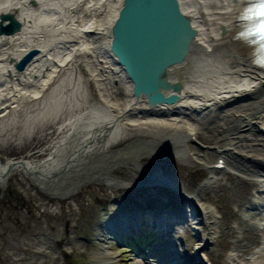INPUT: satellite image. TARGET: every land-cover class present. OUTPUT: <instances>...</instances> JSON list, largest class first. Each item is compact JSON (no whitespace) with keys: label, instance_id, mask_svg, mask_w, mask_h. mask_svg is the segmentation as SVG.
Returning a JSON list of instances; mask_svg holds the SVG:
<instances>
[{"label":"bare ground","instance_id":"obj_1","mask_svg":"<svg viewBox=\"0 0 264 264\" xmlns=\"http://www.w3.org/2000/svg\"><path fill=\"white\" fill-rule=\"evenodd\" d=\"M34 1L35 8L29 5V0H0V11L19 8L20 16L26 20L30 19V24H27L20 33L0 36V111L10 107L7 101L18 106L19 98L26 95L32 99H40V106L33 113L29 111L20 113V121L42 116L44 119L50 117L53 122L45 130L49 133L46 135L47 141L41 145H31L32 150L30 148L27 153L20 155L21 152L19 156L14 157L15 155L5 154L0 149V154L4 156L0 157V171L13 170L5 173L0 180L3 193L7 190L8 180L14 170L25 176L26 166L45 171L61 167L47 193L55 195L65 193L73 196L75 193L72 189L81 184L74 183L72 187L68 185L72 184V180L80 178L86 182H96L98 185L106 184L111 188L138 186L144 183L149 186L150 193L160 189L157 191L159 194L170 196L175 194L183 199L185 185H180L165 172V160L170 157L187 158L184 153V142L187 138L182 125L185 128L187 125H194V128L190 129L200 130L201 139L205 143H212L222 140L227 135V132L219 134L221 129L218 126L219 122L230 124L228 130L237 134L231 142H235L236 148L247 151V156L244 157L235 156L230 159L225 156L226 163L237 170L238 174L258 175L257 179L261 178L264 174L261 171L264 170L263 149L256 148L255 144L240 143L249 135L242 128L249 125L254 118L258 119L264 112V95H260L261 87L264 85V71L256 69L251 62L252 49L247 44L239 39H231L241 27L237 24V18L245 0L234 2L180 0L184 13L190 17L198 34L190 55L182 63L170 67L166 73L170 82L180 85V89L177 90L180 95L179 107L174 111L173 108L176 106L174 104L148 107L143 96L135 97L127 81L116 80L118 74L122 77L121 71L102 55H98L97 49L102 52L104 47L103 37L95 38L96 46L86 37L89 34L87 30L92 29L102 31V35L107 37L109 26L116 16L121 0H93L85 10V3H81V0ZM95 5L98 7L99 17L94 14ZM79 6L83 7L80 9ZM89 10L90 16L87 17ZM222 26L226 28L225 35L220 31ZM72 37L77 38L76 43H72ZM30 46H39L45 50L43 59L31 62L24 73L16 72L13 67L14 61ZM77 56H81L82 66L85 67L90 80L84 79L85 76L81 77L80 72L75 76ZM85 56L88 57L83 60ZM234 58H239L242 64L233 63ZM61 66H65L68 71L65 75V84L64 79L59 82L53 81ZM25 79L30 82L23 84L21 81ZM50 82H55L56 85L50 87L52 90L48 97H43ZM88 83L92 86L91 90ZM66 85L67 92L64 91ZM244 93L253 95L250 100L229 109L239 113V117L228 116L225 111L220 112L211 124L207 123V118H204L202 123L199 121L194 124V121L181 115L188 116L186 114L188 111L194 112L202 105L212 104L213 97L227 101L231 96ZM68 96L69 102L65 104L64 100ZM94 98H98L99 103H101L99 99H103L104 104H99ZM200 111L205 112L203 108H200ZM195 114L202 119V113ZM24 115H27V118ZM128 124L138 130L131 136L122 137V141L118 145L115 144V147L113 143L123 135L121 125ZM151 127L157 128L156 131ZM171 127L178 129L173 131ZM16 134L17 132H10L9 138H14ZM79 151L88 155L86 164L77 166L74 161L65 164L68 158ZM39 152L41 157L45 155L52 157L47 166H35V162L39 160L36 154ZM251 153L252 156L248 159ZM19 158L23 162H19ZM202 159L203 164L212 169L211 162L203 155ZM23 165H26L25 168ZM260 184L264 186V183ZM87 185L90 186L89 183ZM21 187H24L23 184ZM100 187L104 189L103 186ZM33 189L35 190L34 187ZM244 196L245 190L242 191V197ZM263 212L264 207L258 208L255 214ZM259 221L258 225L264 226V216ZM204 223L205 216L203 225ZM199 225L201 227V223ZM97 238L103 240L102 237ZM129 239L133 238L130 236ZM248 245L249 243L241 244L243 247ZM258 248L263 249L262 255L251 264H261L264 261V238ZM258 248H255L257 250L254 253L259 252ZM227 253L226 260L231 261V252ZM101 258L99 264H116L114 256L110 254H105Z\"/></svg>","mask_w":264,"mask_h":264},{"label":"rangeland","instance_id":"obj_2","mask_svg":"<svg viewBox=\"0 0 264 264\" xmlns=\"http://www.w3.org/2000/svg\"><path fill=\"white\" fill-rule=\"evenodd\" d=\"M29 4L33 8L36 7L30 1ZM78 70L80 68L77 64V72ZM64 72H68L67 69L63 70L62 74ZM82 79L81 81H83ZM67 85L64 88L66 92ZM90 86L91 84H89V90L92 88ZM23 100V106L20 109L9 112L10 118L6 117L0 120V149L8 155L19 156L18 154L21 152L20 155L25 154L30 148L32 149L31 145H41L46 142V135L49 133L45 130L53 122L50 117L44 119L39 116L34 119L35 117L27 118V115L24 117L29 120L20 121V113L23 111L33 113L39 107L35 102L29 101V98ZM232 101L234 102L233 99ZM68 102L69 96L64 100L65 104ZM241 102L243 101L234 102V105ZM204 118H208V116L202 112L200 123ZM17 126L18 128H16ZM125 129L123 135L113 143L114 146L122 141V137L131 136L138 130L134 126ZM151 129L156 131L157 128ZM12 131L17 132V136L9 138V133ZM198 168V164L191 163L188 159L181 157H170L165 160L164 164V170L177 183L186 185L189 189L192 183L204 174ZM219 176L223 179L212 190L214 193H209L207 196L209 199L215 200L227 215L233 202L240 199L242 201L243 199L249 200V184L251 183L222 173ZM21 184L24 187H21ZM7 186L11 192H7L0 198V264H99L101 256L106 253H121L118 251L119 248H115L118 245L117 241L110 239L109 235L105 234L106 231L101 228L100 222L105 216L104 206L107 198L114 200L116 195L125 191L123 196L125 200L129 198L136 200L134 185L115 188L103 187L104 189L95 184L89 187L84 186L79 194L73 196L66 203L56 197H49L39 190H34V186L29 180L20 174H13L9 178ZM236 188L241 191L245 190V196L240 198ZM1 193H3L2 187H0ZM19 199H22L23 202L21 206L18 202ZM91 237L95 238L97 246L93 245ZM96 237H102L103 240L98 238L96 240ZM245 239L256 241V238L250 234L246 235ZM221 243L227 250L226 239H223ZM128 256L134 257L135 255L130 252L127 255H121V258L126 259ZM117 259L120 260V257ZM261 263L264 264V261Z\"/></svg>","mask_w":264,"mask_h":264},{"label":"water","instance_id":"obj_3","mask_svg":"<svg viewBox=\"0 0 264 264\" xmlns=\"http://www.w3.org/2000/svg\"><path fill=\"white\" fill-rule=\"evenodd\" d=\"M124 4L114 25L111 50L134 82L135 94L145 92L154 103L168 101L160 91H177L180 85L168 82L167 67L181 59L178 49L194 31L176 0H125ZM6 19L10 22L5 24ZM20 27L15 14H0V33H13ZM37 52L38 49L30 50L16 63L17 68L23 69Z\"/></svg>","mask_w":264,"mask_h":264},{"label":"snow or ice","instance_id":"obj_4","mask_svg":"<svg viewBox=\"0 0 264 264\" xmlns=\"http://www.w3.org/2000/svg\"><path fill=\"white\" fill-rule=\"evenodd\" d=\"M242 37L246 36V33H241L240 34ZM262 40H264V37H262ZM254 63L258 64L261 68H264V57H261L258 60H255Z\"/></svg>","mask_w":264,"mask_h":264},{"label":"clouds","instance_id":"obj_5","mask_svg":"<svg viewBox=\"0 0 264 264\" xmlns=\"http://www.w3.org/2000/svg\"><path fill=\"white\" fill-rule=\"evenodd\" d=\"M261 16L264 17V12H261ZM257 31L261 34H264V24L257 25Z\"/></svg>","mask_w":264,"mask_h":264}]
</instances>
